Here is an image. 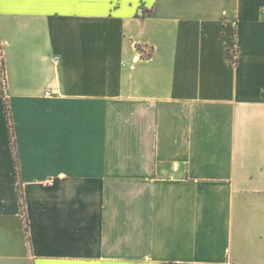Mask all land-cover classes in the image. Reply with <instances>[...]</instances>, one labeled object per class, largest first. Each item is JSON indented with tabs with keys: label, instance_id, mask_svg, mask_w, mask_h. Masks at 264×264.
Here are the masks:
<instances>
[{
	"label": "crops",
	"instance_id": "obj_1",
	"mask_svg": "<svg viewBox=\"0 0 264 264\" xmlns=\"http://www.w3.org/2000/svg\"><path fill=\"white\" fill-rule=\"evenodd\" d=\"M0 40V264H264V0H0Z\"/></svg>",
	"mask_w": 264,
	"mask_h": 264
},
{
	"label": "trees",
	"instance_id": "obj_2",
	"mask_svg": "<svg viewBox=\"0 0 264 264\" xmlns=\"http://www.w3.org/2000/svg\"><path fill=\"white\" fill-rule=\"evenodd\" d=\"M3 46H2V43H1V40H0V77H1V80H0V94L5 96L6 100V110H7V114H8V120H9V123H10V128H11V138H12V144H13V149L15 151V148H16V142H15V137H14V130H13V120H12V112H11V108H10V105H9V102H8V97L6 96V84H7V76H6V71H5V68H6V65H5V61H4V57H3ZM227 58L228 60L230 61L231 64H235L236 63V59L233 58V56L228 52L227 53ZM20 193H21V204H22V207H23V214L25 213V204H24V201H23V192L22 190L20 189Z\"/></svg>",
	"mask_w": 264,
	"mask_h": 264
},
{
	"label": "built area",
	"instance_id": "obj_3",
	"mask_svg": "<svg viewBox=\"0 0 264 264\" xmlns=\"http://www.w3.org/2000/svg\"><path fill=\"white\" fill-rule=\"evenodd\" d=\"M231 52H232V54H234V55H233V58H234V56H236V54H237V48L234 47V48L231 50ZM234 59H236V58H234Z\"/></svg>",
	"mask_w": 264,
	"mask_h": 264
},
{
	"label": "rangeland",
	"instance_id": "obj_4",
	"mask_svg": "<svg viewBox=\"0 0 264 264\" xmlns=\"http://www.w3.org/2000/svg\"><path fill=\"white\" fill-rule=\"evenodd\" d=\"M0 80H1V77H0ZM2 81V80H1Z\"/></svg>",
	"mask_w": 264,
	"mask_h": 264
}]
</instances>
